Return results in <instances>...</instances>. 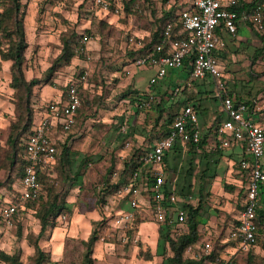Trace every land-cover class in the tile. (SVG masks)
Returning a JSON list of instances; mask_svg holds the SVG:
<instances>
[{"label":"rangeland","instance_id":"374dc122","mask_svg":"<svg viewBox=\"0 0 264 264\" xmlns=\"http://www.w3.org/2000/svg\"><path fill=\"white\" fill-rule=\"evenodd\" d=\"M116 1L121 5L120 11L108 15L106 19L95 15L94 9H90V0H83V3L80 0L69 2L65 0H23L21 3L20 13L23 14L25 37L29 41L23 65L24 76L27 80L32 77L45 76L46 69L63 47L61 37L64 34L85 33L92 39L83 54L75 55L70 64L62 65L56 71L52 84H40L33 88L31 108L34 112L33 119H35L38 110L43 107L40 99L45 103L54 100L53 96L58 93L54 88L61 92V98L64 99L66 89L73 81H78L82 103L73 128L61 134L57 144V156L59 158L62 144L66 143L74 160L73 168L69 172L71 179L81 159L84 158L88 164L86 168H81L82 176L79 183L73 184L70 179L62 185L59 170L61 164L58 160L56 167L46 174L48 179L42 180L41 199L28 203V205L25 202L21 216L11 227H6L0 219V252L17 256L22 264H33L34 240L40 229L36 209L43 201H50L53 194L65 197L70 204L68 208L70 211L65 210L55 222V227L58 225L63 233L68 231L64 238V247L56 257L57 253L52 249L54 228L44 231L38 241L42 249L49 253L51 260L56 261L57 264H81L85 248L84 241H86L80 238L83 232L75 237L69 235L70 223L75 217L81 220L84 217L85 220H89L91 231L95 224L103 221L100 228L104 230L107 227L106 229L109 228L111 232L107 236L100 232L101 229L99 230L103 239L98 236V242L102 243L101 250L96 249L97 242L93 248L95 264H139L144 260L137 257V251L150 250L152 252L149 242L144 243L138 238V226L121 228L106 225L108 221L115 218L118 209L123 207L122 203L129 200L119 195L118 189L115 188H111L110 193L106 194L105 181L109 176L110 184L113 185L123 167L121 165L124 159L128 160L127 158L136 147L147 148L151 140L157 136V128L154 126L156 119L154 108L130 114L127 105L129 97L135 95L133 91L138 94L148 89L154 69L131 67L130 58L127 56L128 46L125 45L127 37L131 34L140 33L139 36H144L148 32L151 34L158 27L161 13L166 6L167 8L169 6L180 8L183 5L188 6L191 0H145V2L140 0L135 7H131L129 14L123 11L124 2L129 0ZM4 4L10 6L11 0H4ZM30 14L25 26V17ZM10 30V26L6 27L5 32L8 33ZM8 46L9 41L4 36L1 48ZM3 61L0 62V207L12 200V189L17 191L20 188L18 168L11 165L10 146L7 142L12 123L18 119L15 111L16 91L11 88L10 65L8 67L3 64ZM262 62L263 65L257 67L261 70V73H257L261 74L259 76L261 79L264 78V58ZM127 70L129 73L125 72ZM83 74H86L87 81H80L79 78ZM157 88L158 84L151 90L157 91ZM206 88L209 91L214 87L209 84ZM124 93L127 97L123 95ZM191 94L195 95L196 103L197 95L195 92ZM205 102L212 109L211 112L220 106L218 100L207 99ZM200 117H202L201 125H206L207 123H204L207 120L206 114ZM209 117L208 124H211L213 121L211 114ZM163 118L165 119V115ZM123 126H126L124 131L121 130ZM125 137V141L122 142ZM24 140L25 138L22 137L20 144L25 142ZM125 142L129 146H124ZM110 170L112 174L109 175ZM10 181L13 183L9 184ZM209 194L208 199L203 203L204 217H207L206 214L210 215L213 209L220 210L218 207L223 205L225 200L221 197L224 194L220 192L219 186L213 194L211 192ZM147 202L148 199L141 203L146 209L140 210L139 218L144 220L143 222L156 223ZM127 208L130 209V205H125V209ZM92 209L95 210L93 214ZM142 226L139 230L141 235L144 232L154 235L152 225L143 223ZM81 227L83 225L80 224ZM258 237L256 245L263 248L264 229ZM135 247L138 248L134 254ZM194 251L195 249L189 253L185 252L184 256H192ZM168 254H170L169 251ZM200 255L207 256L208 254L204 250H198L195 256ZM161 259L163 257L158 255L154 262L161 264ZM0 264L5 263L0 260Z\"/></svg>","mask_w":264,"mask_h":264},{"label":"built area","instance_id":"2783aa9c","mask_svg":"<svg viewBox=\"0 0 264 264\" xmlns=\"http://www.w3.org/2000/svg\"><path fill=\"white\" fill-rule=\"evenodd\" d=\"M69 2L70 0H66ZM238 0H193L190 8H182L177 12V22L165 23L160 32L161 41L145 53L139 51L144 48V38L134 35L128 36L127 49L134 51L130 65L141 69L154 68V74L150 80V86L158 83L170 72L181 69L185 60L191 58L190 71L182 83L173 90V96L180 95L183 87L191 88L198 79L212 78L217 86L216 96L220 99L221 110L226 119L216 124L211 129L210 139L213 149L221 150L228 148L234 143H245V155L239 161V165L247 176V187L245 190V201L243 208L239 211L237 222L229 231L228 237L234 242L235 251H247L257 243V224L255 214L259 205V193L264 182V126L257 120L256 115L264 111V93L253 99L249 104L245 101H236L227 94V86L223 80L221 67L214 56V50L223 45L216 30L224 29L229 34L235 33L240 21L252 23L259 32L264 27L262 14L264 0H259L250 13L245 10L240 12L229 10L236 5ZM95 8L110 12L113 0H94ZM3 0H0V11ZM120 5L113 7V12L119 11ZM178 26L177 35L172 31ZM0 28V40H1ZM181 37H178L180 36ZM87 43L90 36L86 34L82 38ZM83 52L84 49H81ZM129 73V71H125ZM80 81H87L86 74H83ZM78 81H73L65 91V98L48 101L37 120L32 133L25 140L24 157L27 161L23 175L19 182L18 196L15 201L1 208V220L6 227H11L14 220L18 219L27 200H34L41 191V182L38 178V168H49L55 164L56 147L55 141L51 138V132L55 127H61L63 132H68L76 123V112L81 104V97L78 91ZM158 96L150 90L147 91L136 108L140 111L153 107L157 103ZM126 126L121 128L124 131ZM199 125V117L191 104L185 103L181 106L175 116L171 128L162 136L154 140L150 149H147L139 161L143 162L144 170H133L127 180L118 189L119 195L128 199L129 210H118L115 218L106 223L110 227L126 228L133 227L134 214L141 209L145 199L141 195L142 189L146 186V179L151 176L154 179L152 191L157 199L152 212L157 222L167 221L174 233L185 231V212L177 205L181 198L171 194L170 201L176 205L171 208L172 214H168V208L163 202L161 186L164 178V152H168L174 143L178 141L181 145L186 142L197 143L202 138ZM128 145V144H127ZM143 176H142V175ZM148 199V198H147ZM185 201V200H184ZM187 201V199H186ZM188 201L193 202L192 197ZM147 204L151 205V199ZM107 228V227H106ZM101 228L102 234H111L108 229ZM108 231V232H106ZM98 233L100 239H103ZM100 234V235H99ZM211 249L210 243H205L206 254ZM190 250V248H189ZM216 264H246L233 259L218 260Z\"/></svg>","mask_w":264,"mask_h":264},{"label":"trees","instance_id":"16d2710c","mask_svg":"<svg viewBox=\"0 0 264 264\" xmlns=\"http://www.w3.org/2000/svg\"><path fill=\"white\" fill-rule=\"evenodd\" d=\"M142 1L145 2V0ZM258 1L259 0H253L252 2L248 3L246 0H238L237 4L231 6L229 10H236L238 12H240L241 10H245L247 11V13H250L252 8L255 7V4ZM137 2H140V0L125 1L123 11L124 12L126 11V13L129 14L132 9L131 7L133 6L135 7L137 5ZM20 6H21V0H11L10 6H6L3 0V6L1 7V11H0V28L2 34L0 40V62L3 60L10 62L11 88L16 91L15 111L18 119H16V122L12 123V127L10 129V134L8 136L7 142L10 146L11 165L14 167L17 166L18 168V173H19L18 183L20 182V179L23 175V170L27 163L24 157L25 144L24 142L20 144V139L24 137L26 140L27 137L32 133L33 127H35L36 124L35 119H33L34 112L33 109L31 108V99L34 90L33 88L34 86L40 84L41 85L45 83L52 84V79L54 78L56 71L62 65L70 64L72 58L75 55L83 54L84 52L81 49H84V47H86V44L82 42L83 40L82 38L84 35L83 33L77 34L76 32H71V34L68 35L64 34L61 37L63 47H61V51L58 54V56L53 59L50 66L46 69L45 76L32 77V79L27 80L24 76L23 65L25 62V51L27 47H29V43L25 37L23 17H22L23 14L20 13ZM113 7H115L114 2H113V6L111 7L110 13L111 11L113 12ZM181 9L182 7L179 8L178 6L177 7L172 6V8L169 10L167 9L166 6L163 9L160 16L161 20L158 27L154 29V31L151 33L149 37L144 38V48L139 51L140 53H145L147 50L151 49L158 42L161 41L162 37H160V32L162 31V27L165 25V23L169 21L177 22L178 15L177 12L174 11L175 10L180 11ZM262 22H264V10L262 14ZM249 25L258 35L262 43V47L260 49H257L255 51V54H253L250 57V63L251 65H253L260 56H262L261 59L264 58V27L260 31L261 32L260 34L259 31L254 28L252 23H249ZM9 26L11 27V30L7 33L5 32V30L6 27ZM222 30L224 29H222L221 27L216 30L218 36L221 35ZM177 31H178V26L176 25L173 28L172 34L177 35ZM4 36L9 41V46L7 48H1L2 39L4 38ZM178 37H181V35ZM219 52L220 51L216 48L213 53L217 59L219 57ZM135 54L136 53L134 51L127 50V56L130 58L129 63H131ZM190 61L191 58L190 59L187 58L185 60L184 66L181 69L177 70V72H179L180 75H183V77L185 78L190 71ZM256 75L257 74H254V76ZM260 75L261 74H258V76ZM177 86H182V85L180 84ZM190 89L186 87L181 88L179 96L182 97V100L179 101L174 99V101L170 103H168V101L169 99L174 97L173 96L174 88H172L171 91L167 92L169 94L168 96H166L167 95L166 92H163L162 94L159 95L155 93L157 91H152L150 89L152 93L154 92L158 96L157 103L153 105V107H150L148 109L150 110L154 108L156 112V117H155L156 119L154 126L156 128L159 127V129H161L160 136L167 133L169 128H171L173 122L175 121V116L183 104L190 103L192 107H194L197 113H200L203 110L201 102L195 103L194 100L195 95L191 94ZM261 91H262L261 94H263L264 88L261 89ZM164 93L166 95H164ZM134 94H135L134 96L129 97V101L130 103L134 104L135 110L136 112H138L140 110H138L136 106L138 102L141 99H143L144 96L137 94L136 91H134ZM123 95H126L127 97L126 93H124ZM81 103H82V98H81ZM164 103H167V105H165ZM247 104H249V102H247ZM80 106L77 112L79 111ZM77 112H76V116H77ZM164 115H165V119L163 118ZM205 137L206 134H204L203 137L200 139V141L197 143L186 142L184 146L187 147V149L184 157H182L183 155L182 147L179 145L178 141L174 143V145L172 146L169 152L165 151L163 154L164 164H165L164 178L161 186V191L163 194L162 197L163 202L168 208V214L171 215L172 214L171 208L176 207V205H174L170 201L169 196L171 194H174L175 196L181 198V200L177 203V205L185 212L186 222H185V231L174 233L171 225L167 221L165 222L156 221L158 223V243H157V249L155 250V255L157 254L163 257L161 264H216V262L220 260L219 252L225 247L224 245L220 244V240H216L214 247L209 251L207 256L206 255H200L197 257L184 256V253L187 252L189 248L193 247L194 244H196V242L199 239V234L197 230L198 224L200 222L199 210L202 208L204 201L208 199L210 195L208 191V186L210 185L212 181L211 179L213 178L214 174H211L213 167L208 156H211L212 154L220 155L221 153V150H217V149L211 151L210 153H206V150L204 149V143L206 140ZM57 144L58 143L55 142V147H56L55 164L47 169L38 168V178L41 184L43 179L45 180L48 179V176H46V174H48L50 170H53V168L56 167L58 160H59V164H61V168H59L61 184L64 185L68 180L71 179L69 177V172L73 168V162H74L73 154L70 151V149L67 147L66 143H63L58 158ZM199 148L201 149L202 153H200V151H197ZM19 151H21L20 154ZM145 151H146L145 149L140 147L135 148L134 151L131 152L130 157L127 158L128 160L124 159L122 165L123 167L120 169L117 179L115 180L113 185L110 184V180L108 176L107 180L105 181L106 194L110 193L111 188H115L116 190L119 189L120 186L127 180L129 174L133 170L144 167L143 162L139 161V157L144 155ZM196 156L204 160H209L210 163L206 162V166L203 169H199L198 171L195 172V168L197 167ZM218 160L219 159H217L214 162V165L218 163ZM183 163L185 164L183 165ZM87 164L88 163L86 162V160H84V158L81 159V162H79V164L76 167V170L73 172V178L71 179L73 184L77 182L79 183L82 176L81 168H86ZM146 169L148 168L146 167L141 169L142 174ZM108 174L109 175L112 174V170H110ZM175 176H176L175 185L173 186V182H174L173 180ZM145 182H146V186L144 187V189H142L141 195L143 197L151 199V205L149 206L150 207L149 210L152 212V209L157 201L155 194L151 188L152 184L154 183V179L148 175ZM12 183L13 181L9 182V184ZM11 191L13 198L10 201H15V199L18 196V193L16 190L14 191L13 189ZM41 196L42 194L40 191L38 197H36L34 200H27L26 204L28 205V203L37 202L38 200L41 199ZM188 197H192L194 200L197 199L198 200L195 202L194 201L190 202L188 201ZM4 206L6 205L3 204L0 207V210ZM69 207L70 204H68V202L65 200V197L58 196V194L56 195L53 194L52 199L50 201H46V202L43 201L36 209V216L38 217L40 222V229L37 237L34 240L35 248H34V256H33V264H57L56 261L51 260L49 253H46L45 250L42 249L43 247L40 245L38 238L47 229L54 228L57 218L65 210L70 211L68 209ZM139 213L140 212L138 210L134 214V220H133L134 228L138 226L139 223L144 221L139 218ZM0 219H1V211H0ZM16 220L17 219L14 220V224ZM255 222L257 224V229H258L256 235L257 243H258L259 240L258 236L260 235L261 231H263L264 229V208H258L256 210ZM101 224H103V221L99 222L98 224H95V226L92 228V231L87 241H84L85 248L81 258V264L96 263V259L93 257V248L96 242L98 241L97 234L101 229L100 228ZM231 242L233 243V241ZM168 251L170 254H168ZM137 257L145 261H149L152 260L153 253L150 252V250L146 252L140 250L138 251ZM0 260H2L5 264H22L17 256L6 255L3 252H0ZM261 260H262L261 263L258 264H264V258H261ZM248 264H257V263L249 262Z\"/></svg>","mask_w":264,"mask_h":264},{"label":"crops","instance_id":"0c3cea01","mask_svg":"<svg viewBox=\"0 0 264 264\" xmlns=\"http://www.w3.org/2000/svg\"><path fill=\"white\" fill-rule=\"evenodd\" d=\"M246 1L250 3L253 0H246ZM80 2L83 3V0H80ZM113 2L115 6L116 4L120 5L119 3H117L116 0H113ZM21 3H23V0ZM192 3H193V0H191L188 6H184L182 4L183 6L181 7L190 8ZM171 8L172 6H169V8L167 9L169 10ZM90 9H94L95 15L100 17L101 19H106L105 17H108V15L115 14V12H112V11L110 13V12H103V11L96 9L94 5V0H90ZM178 11L179 10H175L174 12H178ZM30 16L31 14L25 17V26L27 25L26 20L29 19ZM259 33L261 34V32ZM26 34H27V30H26ZM139 35L140 33L139 34L134 33V36L142 37V38L149 37L151 34H149L148 32L144 34V36H139ZM220 38H221L223 45H220L217 48L220 51L217 61L221 67L223 80L227 86V89H226L227 94L236 101H245V102L247 101L250 103L253 99L261 95L262 93L261 89L264 88L263 87L264 78L261 79L257 74V73H261L260 72L261 70H258L257 67L259 68L260 65H263V62H262L263 58L261 59L262 56H260L253 65H251L250 63V57L253 54H255V51L257 49H260L262 47L260 38L255 33V31L250 27L249 22L247 21H240L238 23L235 33L233 34H229L226 31L222 30ZM91 40L92 39L90 37V39L86 43V47H87V44L91 42ZM125 46L127 47V42ZM3 64L7 65L8 67L10 65L9 61H5V60L3 61ZM153 74L154 72L152 73V75ZM254 74H257L256 75L257 77L254 76ZM184 80H185V77H183V75H180V73L177 72V70H175L173 72H170L167 76H165L158 83L152 86H150V82H149L148 89L144 93H138V94L141 96H145L147 91L152 89L153 86H156L157 84H158V88L156 89L157 92L155 93L159 95L162 94L163 92L167 93L171 91L172 88L177 87V85H180V84L182 85ZM209 84L212 85L214 88L207 91L206 87ZM216 89H217L216 83L210 77L208 78L206 77V79L203 78V79L196 80L193 83V88L190 89L191 93L195 92V94L197 95L196 96L197 103L201 102L202 107H203V110L197 114L199 117V125H200L199 129L201 131L202 137L204 134H206V137H205L206 140L204 143V149L206 150V153H210L211 151L216 150V149H213V147L211 146V139H210L211 129H214L216 124H219L226 119L224 113L221 110L220 99L216 96ZM54 90L58 92L57 94L53 96L54 99L57 100L61 98V92H59V90L55 88ZM164 95L166 94L164 93ZM168 95L169 94L167 93L166 96ZM174 99L181 101L182 97H180L179 95L176 97H172L171 99H169L168 103L173 102ZM207 99L218 100L220 106L214 109L213 112H211L212 109H210V107H208V105H206V102H205V100ZM41 100L42 99H40V103H42L44 107L47 104V102L45 103V102H42L43 100L42 101ZM128 102L129 103L127 105L130 110L129 112H131L130 114H133V113L135 114L136 110H135L134 104L130 103L129 99H128ZM164 104L167 105V103H164ZM43 107L39 109L37 112V116L35 118L36 122L39 119V116L41 115L43 111ZM205 114L207 117V120H206L207 122L205 121L204 123H207V124L202 126L201 125L202 117L200 116L205 115ZM210 114L213 118V121L211 124H208V121L210 120L209 119ZM256 120L262 126H264V111L256 115ZM63 133L65 132L61 130L60 126L55 127L54 130L51 132L52 140L58 143L59 139L61 138V134ZM156 133H157V136L151 140L147 148H143V147H140V148H143L145 150L150 149L154 143V140L161 135V129H159V127L157 128ZM125 139L122 142H124ZM127 144L128 143L125 142V144L123 145L129 146V144L128 145ZM179 145L182 147V154H183L182 157H184L186 154L187 147L181 145L180 143ZM197 151H200V153H202L200 148ZM243 155H245V143L237 142L228 148L221 149L220 155L212 154L211 156H208L209 160L212 163V167H213L211 174H214L213 178L211 179L212 181L210 185L208 186V191L213 194L214 190L217 189V187L219 186L220 192L224 194L221 197L224 198L225 200H224V204L218 207L220 210L218 209L211 210L210 215L206 214L207 217L203 216V211L205 209L204 205L199 210L200 211V222L197 227L199 239L196 242V244H194V246L190 248V250H187V252L189 253L195 249L194 251L195 253L192 252V257H196L195 255L197 254L198 250L205 249V243H210L211 249H212L214 247V244L216 243V240H220V244L225 246L219 252L220 260L233 259L235 261H239V262L246 263V264H248L249 262H255L258 264V263H261L262 261L261 258H264V251H263L264 249L261 248V246L259 245H255L254 247L250 248L247 251L245 250V251L236 252L232 245V242L229 240V237H228L229 231L231 230L232 227L236 225L239 211L243 208L244 201H245L244 195H245V190L247 187V176L243 168L239 166V161ZM217 159H219L218 163L214 165V162ZM209 160H204L196 156L197 167L195 168V172L198 171L199 169H203L206 166V162H209ZM262 163H263V168H264V159ZM175 179H176V176L174 177V180H173L174 181L173 186L175 185ZM223 180L225 181L223 182ZM144 199H145L144 201H146L147 198L144 197ZM122 204H123V207L119 208L120 210H125V205L127 204L130 205L129 202H123ZM258 208H264V182L262 184L261 192L259 193ZM143 209H146V208H144V206L141 207V209H139V212L140 210H143ZM126 210H129V208H127ZM92 211L93 212L91 213L93 214L95 210L92 209ZM143 223H148V225L150 226L152 225V227L154 228L153 236L148 232H144L142 235L140 234L139 230ZM153 223L141 222L138 224V232H137L138 238L141 239V241L144 243L149 242L150 247L152 248L151 251L152 253H154L152 260L140 261L139 264H150V263L157 264V262H154V261H155L156 256H158L157 254L155 255V250L157 249V243H158V239H157L158 238V223L157 222L154 224ZM70 224L71 225L69 228V235L71 237H75L79 235L81 232H83V235L80 234V238L87 241L86 236H88L91 232L90 221L85 220L84 217H82V220L75 217L73 218ZM80 224L83 225V227L80 228ZM184 228H185V225H184ZM67 232L63 233L61 228L58 227V225L54 227L53 229L52 241H53L54 247L52 249L55 253H57L56 257H58V253L64 247V238H65V235H67L66 234ZM212 241H214V243ZM101 245L102 243H100V241L99 242L97 241L96 249L99 248L101 250ZM137 248L138 247H135V249L133 250L134 254ZM211 249H209V251ZM136 253H138V251Z\"/></svg>","mask_w":264,"mask_h":264}]
</instances>
